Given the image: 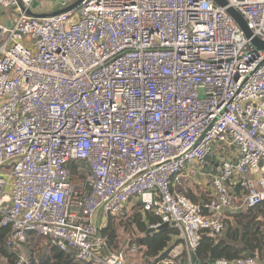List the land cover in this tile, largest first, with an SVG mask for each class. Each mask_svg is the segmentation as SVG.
<instances>
[{
	"label": "built area",
	"instance_id": "2783aa9c",
	"mask_svg": "<svg viewBox=\"0 0 264 264\" xmlns=\"http://www.w3.org/2000/svg\"><path fill=\"white\" fill-rule=\"evenodd\" d=\"M0 0V216L86 264H195L200 231L264 203V53L214 0ZM264 40V0H227ZM213 161L210 199L181 191ZM128 204L180 230L188 259L111 251ZM98 216H100L98 220ZM179 257L173 254V257ZM19 255L16 264H27ZM213 264H264L259 256Z\"/></svg>",
	"mask_w": 264,
	"mask_h": 264
},
{
	"label": "trees",
	"instance_id": "16d2710c",
	"mask_svg": "<svg viewBox=\"0 0 264 264\" xmlns=\"http://www.w3.org/2000/svg\"><path fill=\"white\" fill-rule=\"evenodd\" d=\"M209 199V193H207L206 197L202 198L205 201ZM135 208H138L147 217V220L142 218L137 221L139 230L143 232V235L137 239V248H141L140 250L145 249L144 257L148 258L147 263L158 262L164 259H182L181 257L172 258L173 254L171 252L175 246L181 243L185 245L184 240L180 237V230L169 225L147 234L148 229L153 224H157L160 218L153 212L142 211L139 205H135ZM251 210L253 209H247V211ZM243 212L236 211L228 216L233 217ZM228 220L225 219L226 225ZM259 225L255 226V223L252 221L245 222L242 223V229H236L234 232L228 231L224 236L221 234L217 238L212 236L209 230H201L199 245L195 250L196 260L193 262L195 264H213L216 260L222 258L232 261L242 256H249L248 250L259 256L264 250V233L262 232V226ZM10 232L11 229L9 226L1 225L0 216V258L6 261L5 264H16L19 259V252L6 245ZM101 232L107 241V247L109 249L110 243L115 238L113 223L104 226ZM24 248L27 253L26 256L28 257L27 264H86L77 259L75 250H62L56 245H53L49 239L37 233L29 234ZM185 254L186 258L184 257V259H188L187 252Z\"/></svg>",
	"mask_w": 264,
	"mask_h": 264
},
{
	"label": "rangeland",
	"instance_id": "374dc122",
	"mask_svg": "<svg viewBox=\"0 0 264 264\" xmlns=\"http://www.w3.org/2000/svg\"><path fill=\"white\" fill-rule=\"evenodd\" d=\"M38 3L39 1L37 0L34 5H37ZM197 166L202 168V165H196V167ZM206 177L205 181L210 182L212 177L210 175H207ZM204 185V182L200 184L199 181L195 180V178H191L190 181L184 182L183 186H181V191L188 194L192 200L197 202L200 196L206 197L207 193L210 194ZM239 211L244 212L236 214L233 217H228L229 220L227 221L226 229L222 233V236H224L228 231L234 232L236 229H242V223H248L249 221L255 223V226L261 224L259 226H262V232L264 233V204L251 211H247L244 207L240 208ZM142 218L147 220V217H145L138 208H135V206H132L131 204H128L122 212L116 215H109L105 226L109 223H113L115 228V238L110 243L109 250L127 251L130 247L137 246V239L139 236L143 235V232H141L138 228L137 221ZM18 252L20 255H27L24 246ZM259 256L261 259H264V250L259 254ZM5 262L6 261L4 259L0 258V264H5Z\"/></svg>",
	"mask_w": 264,
	"mask_h": 264
},
{
	"label": "water",
	"instance_id": "95a60500",
	"mask_svg": "<svg viewBox=\"0 0 264 264\" xmlns=\"http://www.w3.org/2000/svg\"><path fill=\"white\" fill-rule=\"evenodd\" d=\"M214 1L219 6L226 7V11L230 14V16L236 21V23L244 31V33H245L247 39L249 40L250 45H251L252 49L254 50V52H256L258 54L264 53V40H262L261 38L254 35L253 31L251 30V28L248 25L246 18L236 8L228 6L227 0H214ZM82 2H83V0H75L71 5L64 7V8H61V9H58V10H55V11H52L50 13H47V14L30 13V15L36 16V17L53 16V15H57V14L72 10V9L78 7ZM207 159H209V158H207ZM166 226H169V223H164L162 225H159L157 228L156 227H150L147 231V234L155 232L157 229H161V228L166 227ZM248 254L251 257L256 256V254L252 253L250 250H248ZM192 259H193V261L196 260L195 253L192 254Z\"/></svg>",
	"mask_w": 264,
	"mask_h": 264
},
{
	"label": "crops",
	"instance_id": "0c3cea01",
	"mask_svg": "<svg viewBox=\"0 0 264 264\" xmlns=\"http://www.w3.org/2000/svg\"><path fill=\"white\" fill-rule=\"evenodd\" d=\"M13 21H14V19H13L12 11H9V10L7 11V10L0 9V22L11 24ZM202 168L204 169V171H203ZM202 168L199 167V166L195 167V169L198 172H200V174H198L195 177H193V175H191L189 173V171L186 170L185 173H184V176H183V181L186 182V181H190L191 178H195V180L199 181L200 184L204 182L205 188L207 190H209L208 183L210 184L211 180H210V182H207V181H205V178H207L206 177L207 175H210L212 177L214 175V173H216L219 170V168L217 167L216 164H213V161H210L209 159L206 162V164L205 163L203 164ZM200 170H202V171H200ZM202 198L203 197L200 196L197 201H202ZM99 218H100V216H98V220H99ZM103 227H104V225H103ZM140 249L137 248V253H135L133 255V257L136 258L139 261L147 262L148 258L144 257L145 249L144 248L142 250H140ZM171 252H172V254H175V255H178L181 258H184L186 256V254H185L186 253V245L181 243V244L175 246Z\"/></svg>",
	"mask_w": 264,
	"mask_h": 264
}]
</instances>
